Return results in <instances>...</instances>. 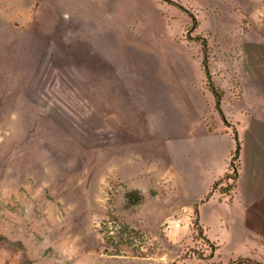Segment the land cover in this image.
<instances>
[{
	"label": "rangeland",
	"instance_id": "obj_1",
	"mask_svg": "<svg viewBox=\"0 0 264 264\" xmlns=\"http://www.w3.org/2000/svg\"><path fill=\"white\" fill-rule=\"evenodd\" d=\"M173 1L0 0V264H252L167 173L201 38L230 99L264 102V0Z\"/></svg>",
	"mask_w": 264,
	"mask_h": 264
},
{
	"label": "crops",
	"instance_id": "obj_2",
	"mask_svg": "<svg viewBox=\"0 0 264 264\" xmlns=\"http://www.w3.org/2000/svg\"><path fill=\"white\" fill-rule=\"evenodd\" d=\"M192 95V100L191 95L184 97L191 102L186 111L188 127L183 128L181 150L167 176L192 202L203 199L215 181L230 172L235 128L241 153L234 188L228 193L217 189L201 202L199 221L220 253L264 262V102L255 106L236 96L231 100L225 91L222 107L231 123L228 125L215 110L211 90L202 87ZM203 100L209 102V108Z\"/></svg>",
	"mask_w": 264,
	"mask_h": 264
},
{
	"label": "trees",
	"instance_id": "obj_3",
	"mask_svg": "<svg viewBox=\"0 0 264 264\" xmlns=\"http://www.w3.org/2000/svg\"><path fill=\"white\" fill-rule=\"evenodd\" d=\"M171 1L172 3H174L175 5L179 6V7H182L184 8V6L180 3V2H176V1H173V0H169ZM192 16V19H193V26L191 28V31H194L197 27V18L194 14H191ZM194 37H198V36H194ZM200 38V37H199ZM201 43L203 45V60H202V65H203V69H204V72H205V75L208 79V82H207V86L208 88L213 92L214 96H215V108L216 110L218 111V113L220 114L221 118L223 119V121L228 124V125H231V123L229 122L224 110H223V107H222V100H223V97L225 95V90L218 86L214 80H213V73H212V70H211V66H210V53H209V46H208V41L206 38H201ZM234 138H235V148L233 150V153H232V158H231V161H230V169L233 171L232 172H228L225 177H222L220 179H218L217 181H215L212 189L207 193V195L201 200V201H197L195 203V213L197 215V220H196V223L197 225H199V205L201 202L207 200L213 193V188L217 187L220 183H222L225 179H228V178H234L236 179L239 175V167H240V153H241V140H240V137H239V134H238V131L234 128ZM234 188V186H233ZM232 190V184L231 185H227V186H222L221 187V191H231ZM133 192H129L127 194V196L130 198L131 195H132ZM108 222H104V226H105V231H109L108 229ZM124 228L125 229H128L130 228L129 224L127 223H124ZM200 229L201 231H203V226L200 224ZM131 231H136L134 228H130ZM112 234V233H111ZM113 236V234H112ZM208 241L211 243L212 245V248L213 250L215 251L217 249V245L215 242L211 241L210 239H208ZM213 251V252H214ZM241 261L242 262H247V263H252V264H264V263H261L260 261L254 259V258H251V257H241ZM234 261H232L231 263H233Z\"/></svg>",
	"mask_w": 264,
	"mask_h": 264
},
{
	"label": "built area",
	"instance_id": "obj_4",
	"mask_svg": "<svg viewBox=\"0 0 264 264\" xmlns=\"http://www.w3.org/2000/svg\"><path fill=\"white\" fill-rule=\"evenodd\" d=\"M230 172H232V170L230 169Z\"/></svg>",
	"mask_w": 264,
	"mask_h": 264
}]
</instances>
